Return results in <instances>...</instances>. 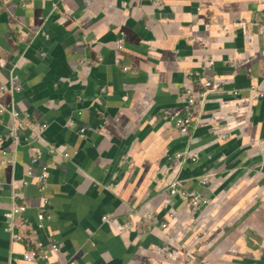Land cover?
Wrapping results in <instances>:
<instances>
[{
    "label": "crops",
    "instance_id": "0c3cea01",
    "mask_svg": "<svg viewBox=\"0 0 264 264\" xmlns=\"http://www.w3.org/2000/svg\"><path fill=\"white\" fill-rule=\"evenodd\" d=\"M0 85V264H264V0H0Z\"/></svg>",
    "mask_w": 264,
    "mask_h": 264
},
{
    "label": "built area",
    "instance_id": "2783aa9c",
    "mask_svg": "<svg viewBox=\"0 0 264 264\" xmlns=\"http://www.w3.org/2000/svg\"><path fill=\"white\" fill-rule=\"evenodd\" d=\"M116 47L118 49H121L122 48V45H121V41H116ZM118 62V59L116 60ZM123 70L127 71V67H124ZM5 87L0 85V90H4ZM18 89V88H17ZM252 89H255L254 86H252ZM187 93L189 95H191V91L190 90H187ZM235 94H237L238 92H234ZM261 96H263V94L261 93ZM194 102V99L190 96L188 99H187V103L189 105L193 104ZM15 116L17 115L16 112H14ZM192 125V120H191V117L189 114H186L180 118H178L175 122V127L178 129V131L180 133H187L190 129ZM177 156H181L180 153L177 154ZM191 160H195V157H191L190 158ZM170 193L172 194H180L181 196H187L186 192L183 191V190H178L177 186L175 183H173L171 186H170ZM208 200L207 199H203V198H197V197H191L190 198V203L192 205H199L201 203H206ZM26 211V207L25 205L23 204H13L11 206V208L6 211L4 213V217L6 218L7 222H8V227L7 229L11 232H13L17 222L19 220H21V217L23 215V213ZM169 216L172 217L173 216V213L170 212L169 213ZM39 219L42 218V215H39L38 216ZM167 224L165 222H163L161 224V227H165ZM13 236L14 238H19V235L16 234V233H13ZM50 250H52L53 252H58L59 248L57 246V244L53 243L50 245ZM48 251L45 250L44 248V244L40 241H38L36 243V246L33 247V248H30L29 250L25 251L24 254H23V259L26 260V261H35L37 259H42V260H47L49 255L47 253Z\"/></svg>",
    "mask_w": 264,
    "mask_h": 264
},
{
    "label": "water",
    "instance_id": "95a60500",
    "mask_svg": "<svg viewBox=\"0 0 264 264\" xmlns=\"http://www.w3.org/2000/svg\"><path fill=\"white\" fill-rule=\"evenodd\" d=\"M255 87V86H254ZM191 204V203H190ZM200 205H208V201L206 202V203H201V204H199V205H192L191 204V206H193V208L194 209H196V210H198L199 208H200ZM192 208V207H191ZM173 215H174V213H173ZM173 217V216H172ZM171 261H173L172 259H170ZM196 260V258H194V261ZM174 262V261H173Z\"/></svg>",
    "mask_w": 264,
    "mask_h": 264
}]
</instances>
